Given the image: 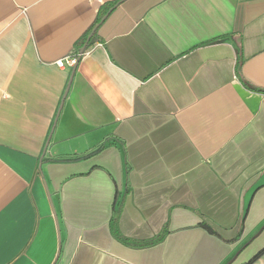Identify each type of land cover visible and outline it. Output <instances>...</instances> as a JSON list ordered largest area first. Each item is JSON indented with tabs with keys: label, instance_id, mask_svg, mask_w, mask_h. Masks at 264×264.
Segmentation results:
<instances>
[{
	"label": "crops",
	"instance_id": "crops-1",
	"mask_svg": "<svg viewBox=\"0 0 264 264\" xmlns=\"http://www.w3.org/2000/svg\"><path fill=\"white\" fill-rule=\"evenodd\" d=\"M119 1L0 0V264H264V0Z\"/></svg>",
	"mask_w": 264,
	"mask_h": 264
},
{
	"label": "water",
	"instance_id": "water-1",
	"mask_svg": "<svg viewBox=\"0 0 264 264\" xmlns=\"http://www.w3.org/2000/svg\"><path fill=\"white\" fill-rule=\"evenodd\" d=\"M122 1H124V0H120L117 4H115L114 7H117ZM105 17H106V16H105ZM105 17H104L103 19H105ZM103 19H102V20H103ZM97 27H98V26H96V27L93 29V31L89 34V36H88V38H87L85 44L80 48V52H81V54L86 50V48H87V46H88V44H89L91 38L93 37V35L95 34V32H96V30H97ZM248 243H249V242H247V243L243 246L242 249H244V248L247 246ZM240 252H241V249L238 250V251L236 252V254H235L234 257L236 258Z\"/></svg>",
	"mask_w": 264,
	"mask_h": 264
},
{
	"label": "built area",
	"instance_id": "built-area-1",
	"mask_svg": "<svg viewBox=\"0 0 264 264\" xmlns=\"http://www.w3.org/2000/svg\"><path fill=\"white\" fill-rule=\"evenodd\" d=\"M76 61H77V57L68 58V63H70L71 65H74ZM60 65H63V63L60 62Z\"/></svg>",
	"mask_w": 264,
	"mask_h": 264
},
{
	"label": "trees",
	"instance_id": "trees-1",
	"mask_svg": "<svg viewBox=\"0 0 264 264\" xmlns=\"http://www.w3.org/2000/svg\"><path fill=\"white\" fill-rule=\"evenodd\" d=\"M85 40H86V38H85ZM85 43V41L83 42V44Z\"/></svg>",
	"mask_w": 264,
	"mask_h": 264
}]
</instances>
